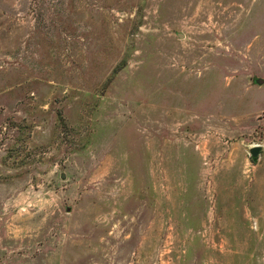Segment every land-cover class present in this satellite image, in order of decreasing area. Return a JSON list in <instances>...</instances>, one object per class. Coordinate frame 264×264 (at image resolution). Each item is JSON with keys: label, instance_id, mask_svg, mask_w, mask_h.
I'll use <instances>...</instances> for the list:
<instances>
[{"label": "rangeland", "instance_id": "obj_1", "mask_svg": "<svg viewBox=\"0 0 264 264\" xmlns=\"http://www.w3.org/2000/svg\"><path fill=\"white\" fill-rule=\"evenodd\" d=\"M0 264H264V0H0Z\"/></svg>", "mask_w": 264, "mask_h": 264}, {"label": "water", "instance_id": "obj_2", "mask_svg": "<svg viewBox=\"0 0 264 264\" xmlns=\"http://www.w3.org/2000/svg\"><path fill=\"white\" fill-rule=\"evenodd\" d=\"M178 35H179V37H181V33H179ZM256 82L261 84L263 82V79L257 78ZM261 149H262V145L261 144H253V145H251L249 147V155H250V157L253 158V159H256L259 156V154L261 152Z\"/></svg>", "mask_w": 264, "mask_h": 264}, {"label": "trees", "instance_id": "obj_3", "mask_svg": "<svg viewBox=\"0 0 264 264\" xmlns=\"http://www.w3.org/2000/svg\"><path fill=\"white\" fill-rule=\"evenodd\" d=\"M252 160H255V159H253V158H251Z\"/></svg>", "mask_w": 264, "mask_h": 264}]
</instances>
